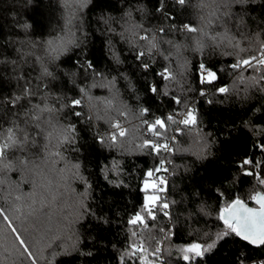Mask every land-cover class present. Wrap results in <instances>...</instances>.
I'll list each match as a JSON object with an SVG mask.
<instances>
[{"label":"trees","instance_id":"1","mask_svg":"<svg viewBox=\"0 0 264 264\" xmlns=\"http://www.w3.org/2000/svg\"><path fill=\"white\" fill-rule=\"evenodd\" d=\"M81 2L0 0V127L5 130L0 143L18 142L21 130L32 139L34 128L31 122L25 126L23 114L33 106H39L41 121L49 118L57 125L42 122L46 132L35 137V146L8 150L0 159V207L29 243L37 264H153L154 241L150 245L147 236L162 239L160 228L165 233L171 228L160 246L163 264H239L264 255V246L235 236L220 241L203 261H184L181 251L193 242H212L223 229L218 220L223 206L237 196L255 204L251 195L264 191L255 174H244L253 166L240 167L246 158L253 159L255 172L264 178V152L257 147L264 144V90L250 79L261 72L249 69L241 75L231 67L237 54L258 56L264 46V0L227 9L221 0H185L184 5L175 0H88L83 7ZM185 24L197 31L183 30ZM153 34L158 49L149 55L141 37ZM58 40L67 49L54 58L57 52H50L47 42L56 45ZM141 49L146 54L138 60ZM199 61L218 70L215 84L204 86L206 97L199 95ZM166 66L174 79L158 75ZM45 68L52 76L44 74ZM217 86L229 92L218 93ZM176 95L195 103L198 131L211 146L203 149L196 131L176 134L171 126L176 150L165 154L168 172L149 178L145 172L156 168L158 158L139 147L147 138L142 121L175 114L180 106L171 97ZM16 96L21 99L10 108L7 98ZM73 99H81V105L70 107ZM73 111L82 115L72 116ZM13 122L18 127L8 133ZM116 123L125 135L112 143L108 137ZM69 124L74 134L66 131ZM66 135H74V143H63ZM98 136L105 142L98 143ZM157 177L167 181L159 193L171 215L164 218L157 210L152 221L143 181ZM136 213L146 223H128ZM141 241L143 251L130 247ZM18 247L0 219V264H20ZM53 251L54 259L49 256Z\"/></svg>","mask_w":264,"mask_h":264},{"label":"snow or ice","instance_id":"2","mask_svg":"<svg viewBox=\"0 0 264 264\" xmlns=\"http://www.w3.org/2000/svg\"><path fill=\"white\" fill-rule=\"evenodd\" d=\"M88 0H82L81 7H83ZM175 2L179 5H184L185 0H175ZM245 0H221V4L225 9L231 7L232 4H243ZM162 10V9H158ZM225 15H228L227 12H225ZM169 19H172V17H168ZM27 27V25H25ZM135 27H141L140 25H136ZM182 29L189 32H196L197 29L191 25L185 24L182 25ZM160 33H163L164 29L161 28ZM141 39L145 40L148 45V54L151 55V49L157 48V43H154L155 41V34L151 37V39L148 37V35H145L141 37ZM50 45L49 51L50 52H57V56L54 58H58L59 52L66 51L67 44H64L63 41L57 42L56 45H53L52 41L47 42ZM73 43L72 41H68V44ZM170 43V42H169ZM238 47V45H237ZM197 51L203 50V45H197L196 48ZM241 52L247 51V49H240ZM145 50L141 49L136 53V58L138 60H141L145 56ZM165 60H167V57H164ZM88 67L91 68L92 65L89 63ZM142 67L147 69L149 67L148 64H142ZM231 67L238 73L242 75L243 71H247L251 69L253 72H261V74L258 77H250V79L253 81V86H255L258 90H264V85L261 84L262 81H264V46L261 47L259 55H249L244 58H240L239 54H237V58L235 60V63L231 65ZM44 74L47 76H52V73L47 70V68L44 69ZM158 75L161 76L162 79H174L173 74L169 71V68L166 66L164 69L158 73ZM196 75L198 84L201 86L199 89V95L201 97H206L207 93L204 90L205 85H214L215 82L219 79L218 76V70H213L208 65L203 63L202 61H199L196 66ZM243 82V80L241 81ZM179 83V81H177ZM149 90L153 93L157 92V88L155 85H150ZM191 91V88L188 89ZM216 92L224 94L229 92V87L227 86H217ZM84 90L81 89V92ZM30 94V91L28 88L24 89V95L27 96ZM87 95V93H85ZM174 105L180 106L179 110L175 114H168L166 117L163 118H156L154 120L144 119L142 123L146 125L145 129V135L147 138L143 139L142 144L139 146L141 149H149L152 155H155L157 159V166L154 169H148L146 170L145 174L147 177L152 178L154 176V173L159 172H168V164L170 161L166 158V155H172L174 151L176 150L174 147L173 142L176 140V135L172 134L171 126H176L174 131L176 134H184L185 130L188 131L189 134L191 132L196 131L197 132V141L200 140L203 141V149L209 148L211 145L207 139L206 136H203L198 131V124H199V116L197 109L195 108V103L189 104L187 100L181 101V98L179 95L172 96ZM21 96L16 97H9L7 98V103L10 108H15L16 104L20 101ZM89 100H91V97H89ZM208 103H211V100H207ZM81 105V99H73L70 101V107L76 108ZM39 106H33V110L30 112H25L23 115L25 117V126L27 127L29 122H31L34 131L31 134L32 139H29V134L26 131H22V135L17 138L18 142L14 143H0V159L6 158L7 151L8 150H20L23 151L26 145L35 146V137L38 135H41L46 132V129L41 128V123L47 124L51 128H55L57 125L53 124L51 119L44 118L43 121H41L40 116L37 114L36 109H38ZM42 111V110H41ZM51 111V110H49ZM145 115H147L148 110L142 109L141 110ZM72 116L79 117L82 115L81 112L73 111L71 113ZM170 122V123H168ZM59 122L57 121V124ZM182 126V127H181ZM18 126L15 125V123H11L9 128L7 129L8 133H13L14 129H16ZM114 131L112 134L109 135V140L114 143L117 139V135L123 137L125 135V130L121 127L119 123H116L113 125ZM66 131L68 133H75V126L72 124H69L67 126ZM5 133V130L0 127V135H3ZM11 137L9 136V139ZM45 140V147L47 146L48 142V135H44ZM98 143H104V137L98 136L97 137ZM63 143L72 144L74 143V135H66L63 138ZM111 146V145H110ZM258 149L262 152H264V144L258 145ZM202 149V150H203ZM58 155V153H57ZM198 159H204L206 157L204 156H197ZM252 165L253 167L248 169L245 168V166ZM255 161L253 159L246 158L242 161L240 167L245 168L244 174L247 176H253L255 174V177L258 180L259 185H264V178L259 177V173L255 172ZM167 181L164 179H161L157 177L156 182L150 183L149 180L143 181V188L144 191H148L151 189L153 192H163L165 191V187L163 185H166ZM223 195V194H221ZM19 199V197H17ZM250 199L254 201L258 207L256 208H250L247 206L244 200L240 199L238 196L232 200L230 203L226 204L220 209L218 220L222 222L223 229L222 231L214 234L212 236V242L211 243H199V242H193L190 243L187 247L181 249L185 254L183 255L182 259L184 261H191L193 257L201 258L203 261V258L210 254L220 243V241L226 240L230 237H239L243 241H247L251 245L255 246H264V192H256L254 195H251ZM148 205H151V207H146V212L148 216L151 218L152 221H155L157 219L156 212L157 210L160 211V215L164 218L170 219V212L168 211L170 208V205L166 201H162V198L159 195H150L147 197ZM19 218V217H17ZM0 219H2L7 227L10 229L11 233L14 235L15 241L18 243V260L20 261V264H37L36 257L33 255V252L31 250V247L29 243L26 241L24 236L21 234L20 231L16 228V226L13 224L12 219H10L8 212L0 207ZM133 226L139 225L141 223H146L144 220V216L140 215L139 213L134 214L133 218L128 221ZM159 232L162 234V239H156L155 236H153L151 233L148 234L147 239L149 241V244L152 245L154 241V245L151 247V256L153 259V264H163L161 260V244L169 238V235L171 234V228H169L168 233H165L163 228L159 229ZM133 235H136L134 232ZM207 235V233H205ZM39 243V241H37ZM131 248L136 249V251H143L144 250V244L143 241L140 243H134L130 245ZM136 253L133 252V255ZM189 254H192L191 256ZM56 253L53 251L49 254L51 258L54 259ZM87 255H92L91 252L87 253ZM123 256L121 257V260H123ZM239 264H244L243 259L239 261ZM258 264H264V261H259Z\"/></svg>","mask_w":264,"mask_h":264},{"label":"rangeland","instance_id":"3","mask_svg":"<svg viewBox=\"0 0 264 264\" xmlns=\"http://www.w3.org/2000/svg\"><path fill=\"white\" fill-rule=\"evenodd\" d=\"M146 180H149L150 183L156 182L155 180H152V179H146ZM150 195H159L160 196V193L153 192L151 189H149L147 192H145V203L147 205H148L147 197ZM148 206H151V205H148Z\"/></svg>","mask_w":264,"mask_h":264},{"label":"built area","instance_id":"4","mask_svg":"<svg viewBox=\"0 0 264 264\" xmlns=\"http://www.w3.org/2000/svg\"><path fill=\"white\" fill-rule=\"evenodd\" d=\"M259 261H264V255H260L258 257H255V258L247 261L244 264H258ZM166 264H168V263H166Z\"/></svg>","mask_w":264,"mask_h":264},{"label":"water","instance_id":"5","mask_svg":"<svg viewBox=\"0 0 264 264\" xmlns=\"http://www.w3.org/2000/svg\"><path fill=\"white\" fill-rule=\"evenodd\" d=\"M259 192H264V191H259ZM254 202V201H253ZM246 204H247V206L248 207H250V208H256V207H258V205L255 203V204H249V203H247V202H245Z\"/></svg>","mask_w":264,"mask_h":264}]
</instances>
